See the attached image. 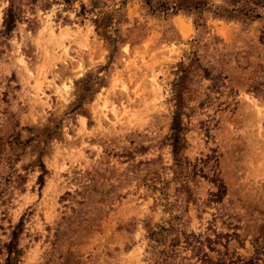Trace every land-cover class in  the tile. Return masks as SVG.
<instances>
[{"label": "rangeland", "instance_id": "1", "mask_svg": "<svg viewBox=\"0 0 264 264\" xmlns=\"http://www.w3.org/2000/svg\"><path fill=\"white\" fill-rule=\"evenodd\" d=\"M152 4L0 0V264H264V0Z\"/></svg>", "mask_w": 264, "mask_h": 264}, {"label": "trees", "instance_id": "2", "mask_svg": "<svg viewBox=\"0 0 264 264\" xmlns=\"http://www.w3.org/2000/svg\"><path fill=\"white\" fill-rule=\"evenodd\" d=\"M146 5L149 6L151 11H154L155 8L153 7L152 4V0H145ZM96 4V0H92V6L95 7ZM195 8H200L199 5H195ZM178 9V8H175ZM109 21V16L106 15L105 17H103L100 22L99 25L97 26V29L105 26V24ZM3 25L5 27L6 30L11 29L12 27V22L10 21V19H5L3 21ZM174 106L175 109L173 111V115H172V120H171V125H170V133L168 136V139L170 141L171 147H172V153L174 156L175 161H179L178 155L181 151V149L184 147L183 145V125H182V121H181V95H180V91H178V89L174 90ZM79 106V103L76 104V107ZM51 132L46 133V136H50ZM38 156V159L40 157ZM40 167H41V172L38 175V183L41 185L42 181H43V176L45 173V169H44V165L42 163H40ZM20 224V222L14 227V229L11 231V238L7 244V256L5 258V264H14L16 263V261L18 260L17 256L19 254V249H17V243H16V238L18 235V225ZM159 233L158 231H153L150 230L149 231V235L151 237H155V235Z\"/></svg>", "mask_w": 264, "mask_h": 264}]
</instances>
